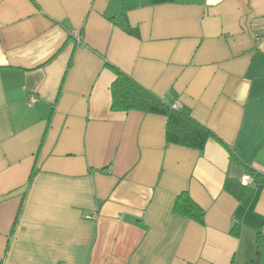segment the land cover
Wrapping results in <instances>:
<instances>
[{
    "label": "crops",
    "instance_id": "0c3cea01",
    "mask_svg": "<svg viewBox=\"0 0 264 264\" xmlns=\"http://www.w3.org/2000/svg\"><path fill=\"white\" fill-rule=\"evenodd\" d=\"M110 66L224 145L111 111ZM262 179L264 0H0V264H264Z\"/></svg>",
    "mask_w": 264,
    "mask_h": 264
},
{
    "label": "trees",
    "instance_id": "16d2710c",
    "mask_svg": "<svg viewBox=\"0 0 264 264\" xmlns=\"http://www.w3.org/2000/svg\"><path fill=\"white\" fill-rule=\"evenodd\" d=\"M109 68L115 74V80L111 85V111H136L165 117V139L168 145H177L199 152L203 150L209 139H214L224 145L210 129L195 121L188 113L172 109L124 73L111 66ZM262 182L264 183V179ZM173 212L188 220L203 224V210L191 200L187 193L176 197ZM232 234L237 236L236 231H232Z\"/></svg>",
    "mask_w": 264,
    "mask_h": 264
},
{
    "label": "built area",
    "instance_id": "2783aa9c",
    "mask_svg": "<svg viewBox=\"0 0 264 264\" xmlns=\"http://www.w3.org/2000/svg\"><path fill=\"white\" fill-rule=\"evenodd\" d=\"M77 41H80L79 37L77 36ZM34 102V99L32 97H30L29 101H28V105H32ZM251 177L249 175H245L242 177V180H241V183L244 185V186H247L251 183Z\"/></svg>",
    "mask_w": 264,
    "mask_h": 264
},
{
    "label": "water",
    "instance_id": "95a60500",
    "mask_svg": "<svg viewBox=\"0 0 264 264\" xmlns=\"http://www.w3.org/2000/svg\"><path fill=\"white\" fill-rule=\"evenodd\" d=\"M254 264H259V259H258V257L256 258Z\"/></svg>",
    "mask_w": 264,
    "mask_h": 264
}]
</instances>
